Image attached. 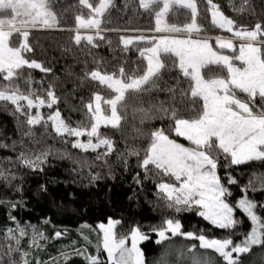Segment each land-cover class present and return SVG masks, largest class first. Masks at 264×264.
I'll return each mask as SVG.
<instances>
[{"label":"snow or ice","instance_id":"snow-or-ice-1","mask_svg":"<svg viewBox=\"0 0 264 264\" xmlns=\"http://www.w3.org/2000/svg\"><path fill=\"white\" fill-rule=\"evenodd\" d=\"M24 11L22 19H9L7 24L0 21V102L14 106L13 115L19 113L25 117L22 123L29 127L24 136L32 138V143H39L35 139L33 127L40 125L45 130L51 128L59 137H73L71 146L82 152L96 153L95 160L108 163V157L116 152V142L107 135L101 134V127H111L123 131L122 122H128V109L132 110L133 120L139 119L142 125L153 120L169 121L167 127H157L150 131L149 144L141 149L129 145L125 152L117 153L118 158L124 161L127 168V157H138L137 166L143 170V177L137 173L134 180L143 185L144 180L154 177H168L169 182L156 180L157 194L166 201L169 208L176 212L196 211L205 221L215 228L233 229L240 221L234 218V210L241 211L252 224L249 233L241 243H234L229 237L224 239H207L205 235L186 234L188 239H198L199 247L213 249L223 259L224 264H241L240 254L250 252L253 246L264 245V219L258 215V209H264V203H259L247 195L248 190H258L255 185L242 186L243 198L235 204H230L228 198L232 195L230 185L238 184V180L231 172L222 177L219 174L221 167L227 169L252 161L264 163V22H257L251 27L238 25L232 18L226 16L215 0H204L203 11L210 13V23L213 27L230 33L231 37L215 36V44L210 41L212 37L202 34L205 29L198 23L201 9L198 0H136V4L150 17L154 18V27L150 29H119L104 28L103 23H110L105 17L109 8L114 7V0H78L83 8L88 9L85 17L77 14L75 27L64 29L60 25L57 15L52 11V0H22ZM127 3L125 7H127ZM184 10L186 22L183 25L169 23L167 17L170 13H179ZM237 12H251L250 0H241ZM32 29L67 30L75 33L73 41L81 46L82 41L91 48L99 47L97 41L106 40L104 32H128L135 35L120 36L123 45L121 49L127 53L132 48L138 52L139 58L145 60L146 66L142 71L131 75L125 72L123 66L118 73L102 72L99 68L85 71V78L106 86L114 95L104 97L99 92L94 93L86 103L87 112L90 113V124L78 123L72 126L61 117V111L56 108L45 119L40 109H53L59 103L55 94L54 85L49 84L42 89L43 95L31 88L33 78L31 73L25 75L24 68L50 73L52 70L35 59H29L25 54L34 51L30 40ZM81 30L92 34H82ZM16 35L17 41L12 37ZM240 41L238 46L234 39ZM143 44L138 48L136 45ZM131 46V47H130ZM227 49L233 53L229 56L222 51ZM164 56L175 57L171 67L178 69L180 77L175 85L167 84L161 87L162 69L171 70L163 61ZM234 61H239L237 67ZM211 66H222L227 71V77L212 74ZM208 69V73L203 70ZM20 80L29 86L25 92L21 89ZM188 82L189 87H182ZM37 83L43 84V81ZM153 91L166 93L165 100L151 103L145 108L142 106L143 95ZM126 93L130 99H126ZM238 93H243L241 98ZM23 102V103H22ZM202 102V104H201ZM108 106V111L102 107ZM183 111L194 115L185 117ZM35 109V112L33 110ZM169 129L176 137H183L190 146H185L170 138ZM133 133L143 134L142 130L133 126ZM81 137H87L86 142ZM68 141L65 140V143ZM13 142L12 150H16ZM23 140L20 144L23 145ZM0 147H9L0 144ZM103 149V151H98ZM51 148L31 151L22 148L15 160L23 167L33 171H43V165L52 155ZM64 155H67L66 153ZM12 163V158H6ZM3 162L0 161V164ZM87 164V160L83 161ZM83 166V165H82ZM94 181L100 174L91 175ZM15 172L0 166V180L11 183L15 180ZM175 183L171 182V180ZM19 190V189H17ZM46 190V189H45ZM259 190L264 191V183ZM162 194V195H161ZM2 203V201H0ZM17 205L13 204L15 208ZM16 223L15 228H9L7 239L14 241L15 247L9 246L8 254L10 264H17L11 260V254L20 252L22 264H31L27 257L29 252L21 251L20 240L28 235L24 226H21L16 217L9 216ZM48 221L46 220L45 223ZM119 221H109L108 225L100 224L103 233L102 250L107 253L110 264H144L142 251L138 243L148 237L139 227H134L129 236L116 238L113 228ZM32 227V242L46 239L43 233H38ZM182 225L174 218L165 219L161 225L153 227L152 231L159 237L157 243L168 239L166 233L172 236L181 234ZM55 236L59 238L60 232ZM128 240L131 247H127ZM76 256L83 257L86 264H105L99 256L89 255L86 249L75 248ZM99 252V249H98ZM235 254V255H234ZM64 264L72 258V254L65 251L61 253ZM59 257L52 258L55 264ZM36 264H41L37 260ZM50 264V262H44ZM193 264H213L209 258H193Z\"/></svg>","mask_w":264,"mask_h":264},{"label":"trees","instance_id":"trees-1","mask_svg":"<svg viewBox=\"0 0 264 264\" xmlns=\"http://www.w3.org/2000/svg\"><path fill=\"white\" fill-rule=\"evenodd\" d=\"M97 3L98 0H91ZM220 5L222 12L232 18L238 25L251 27L257 22H264V0H250L251 12H237L241 5V0H215ZM127 3V7L125 4ZM201 15L198 23L203 26L206 34L210 37L226 36L231 37L230 33L223 32L215 28L210 23V13L203 11L205 8L204 0H198ZM114 7L109 8L105 13L106 19L110 23H103L104 28L119 29H150L154 27V18L150 17L143 9L136 4V0H114ZM52 11L57 15L60 25L64 29L75 27L74 17L77 14H88V9L79 5L78 0H52ZM19 14V13H18ZM9 17L7 20L6 18ZM14 17V18H13ZM22 15L13 14L12 9L4 4L0 5V19L7 24L9 19L18 20ZM184 10L179 13H170L167 17L169 23L183 25L186 22ZM1 21V20H0ZM82 34H92L81 30ZM75 33L67 30L54 29H32L29 40L34 49L32 53L25 55L29 59H35L44 66L50 68V73H42L39 70L24 68L25 75L31 73L33 82L31 88L36 89L38 94L43 95L42 89H46L49 84L54 85L55 94L59 97L58 105L61 117L72 126L78 123L83 125L90 124V113L87 112L86 103L92 98L94 93L99 92L104 97L114 95L106 86L99 85L97 82L86 79L85 71H92L99 68L102 72L118 73L121 66L129 75L142 71L146 66V61L139 58L138 52L132 48L125 53L121 49L123 45L120 36H131L135 33L128 32H104L106 40L111 41L109 46L106 41H97L99 47L91 48L82 41L81 46L74 44ZM13 41L18 37L14 35ZM214 44V40H211ZM239 43V42H236ZM131 47V46H130ZM138 48L144 45H136ZM226 52V51H225ZM163 61L171 70L162 69L161 87L167 84L175 85L180 77L178 69L171 67L175 57L164 56ZM212 74L225 76L226 69L222 66H211ZM208 73V69L203 70ZM183 79L182 77H180ZM43 81V84L37 83ZM0 83H3L0 81ZM19 84L23 91H27L29 86L20 80ZM188 88V82L181 85ZM244 96V95H243ZM166 93L153 91L143 95L142 106L147 108L151 103H158L165 100ZM126 99H130V94L126 93ZM23 103V102H22ZM202 104V102H201ZM105 111L108 106L103 105ZM182 115L190 117L192 112L183 111ZM14 106L6 102H0V144L9 147H0V166L9 169L16 174V179L11 183L0 180V264H10L8 254L9 246L15 247L12 240L7 239L8 229L15 228L16 223L9 219V216L16 217V221L24 226L28 235L20 240V249L31 253L27 259L31 264H36L37 260L52 262V258L59 257L55 264H64L62 252H69L72 258L68 264H86L83 257L76 256L75 248L86 249L87 254L95 256L97 249V230L98 223H104L109 218L119 221L116 224L115 232L117 237H127L134 227H139L147 235V239L140 244L144 264H193V258H209L213 264H224L223 259L213 249L199 247L198 239H188L184 236H169L168 239L159 243L156 241V233L153 227L159 226L167 218H174L180 221L182 231L192 232L194 235L203 234L207 238L224 239L229 237L234 242H241L250 231V221L241 212L237 211L235 218L240 221L233 229L224 230L215 228L205 221L196 211L176 212L174 208H169L166 201L159 198L156 187V180L165 177H154L144 180L143 185H138L133 179L137 173L141 178L144 173L137 166L138 157H127V168L124 161L118 158L117 153L125 152L129 145L141 149L149 144V133L157 127H167V120H153L139 123L137 117L133 120L132 110L128 109V122L124 123L123 131L112 129L111 127H101V134L110 136L116 142V152L108 157V163L95 160L96 153L91 151L85 153L79 149L72 148L73 137H59L49 127L45 130L42 126L33 127L39 143H32V138L24 136V132L29 127L22 123L25 117L19 113L13 115ZM49 111L44 109V116ZM133 126L142 130L143 134L133 133ZM170 138L179 139L169 129ZM87 140V137H83ZM23 140V145L20 141ZM65 140L68 142L65 143ZM181 140V139H179ZM16 143V150H12L13 142ZM183 141V140H182ZM27 148L33 152L44 148H51L52 155L43 165V171H33L23 167L15 160L22 148ZM98 151H103L99 149ZM67 155H64V154ZM12 158L9 163L6 158ZM87 160V164L83 161ZM83 165V166H82ZM219 174L224 177L226 172H231L238 180V184L230 185L231 198L237 200L244 195L242 186L250 183L258 189L248 190L249 198L259 203H264V191L259 190L264 183V163L252 161L239 166L230 168L221 167ZM100 174V178L91 179V175ZM19 189V190H17ZM46 189V190H45ZM162 195V194H161ZM13 204L17 206L12 207ZM258 215L264 219V209H258ZM48 221L45 223V221ZM38 233H43L46 239H40L36 247L32 242V227ZM56 232L61 236L57 238ZM105 264V254L99 250ZM241 264H264V245L253 246L248 253L239 256ZM11 260L17 264H22L20 252L11 254Z\"/></svg>","mask_w":264,"mask_h":264},{"label":"rangeland","instance_id":"rangeland-1","mask_svg":"<svg viewBox=\"0 0 264 264\" xmlns=\"http://www.w3.org/2000/svg\"><path fill=\"white\" fill-rule=\"evenodd\" d=\"M2 4H4V6L5 7H9V8H11L12 9V12H13V14H16V15H21V13L24 11V6H23V3H22V0H0V5H2ZM19 13V14H18ZM9 17H7L6 18V20L8 19ZM14 18V17H13ZM20 19H22L21 17H20ZM1 21H2V19H0ZM234 39V38H233ZM213 40H214V37H213ZM211 42V41H210ZM236 42H239V43H236ZM234 43L237 45V52H238V46H239V44L241 43L240 41H236L235 39H234ZM214 44H215V40H214ZM213 44V45H214ZM218 51H222L224 54H226V55H229V56H231V55H233V53L232 52H230L229 50H227V49H224V50H219V49H217ZM226 51V52H225ZM234 63H235V65L237 66V67H241V64H240V62L239 61H234ZM227 75L228 74H226L225 76H222V77H227ZM238 95L241 97V98H244V96L243 95H245V94H243V93H238ZM44 109H47V108H42V109H40V111H41V113H42V115H44ZM48 111H49V113L50 112H54V108L53 109H47ZM33 112H35V109L33 110ZM45 117V119H47V116H44ZM179 139H181V140H179V139H175L177 142H179V143H181V144H184L185 146H190L189 145V142L187 141V140H185L183 137H178ZM81 139V141L82 142H86V140L83 138V137H81L80 138ZM74 140H75V138H74ZM183 140V141H182ZM164 182H169V178L168 177H165V181ZM171 182H173V183H175V181H174V179L173 180H171ZM240 198H243V196H241V197H239L238 199H240ZM238 199L237 200H232V198H231V196L228 198V201H229V203L230 204H235L237 201H238ZM238 211V209H235L234 210V218H235V214H236V212ZM117 221V220H115V219H112V218H109L106 222H104V223H98L97 224V226H96V230H97V234H98V237H97V243H96V245H97V249H99V250H102V238H103V233L100 231V228H99V225L100 224H104L105 226H107L108 225V223H109V221ZM250 221V220H249ZM250 224H251V221H250ZM115 228H116V224H115V226H114V228H113V232H114V234H115V236H116V232H115ZM251 228H252V224H251V227H250V230H251ZM250 232V231H249ZM187 233H189V232H184V231H182V229H181V236H184V237H186V234ZM192 233V232H191ZM166 235L169 237V236H172L170 233H166ZM129 236V235H128ZM147 236V235H146ZM116 238L117 239H119V237H117L116 236ZM207 238V237H206ZM159 239V237L157 236L156 237V241ZM207 239H217V238H207ZM244 240V239H243ZM141 242L142 241H140L139 243H138V247H139V249L141 250V247H140V244H141ZM242 242V241H241ZM241 242H238V243H241ZM234 243H237V242H234ZM126 246L127 247H131V241L130 240H128V242H127V244H126ZM103 251V250H102ZM142 251V250H141ZM104 252V251H103ZM99 253L100 252H96L95 253V256H99V258H101V256L99 255ZM104 254H105V259H106V263L107 264H110V262L108 261V258H107V253L106 252H104ZM143 254V253H142ZM235 255V254H234ZM241 255V254H240ZM143 260H144V258H143Z\"/></svg>","mask_w":264,"mask_h":264}]
</instances>
